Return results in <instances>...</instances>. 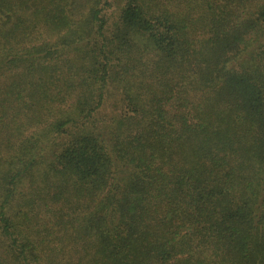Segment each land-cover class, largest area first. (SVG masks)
<instances>
[{"label":"trees","instance_id":"1","mask_svg":"<svg viewBox=\"0 0 264 264\" xmlns=\"http://www.w3.org/2000/svg\"><path fill=\"white\" fill-rule=\"evenodd\" d=\"M0 264H264V0H0Z\"/></svg>","mask_w":264,"mask_h":264}]
</instances>
